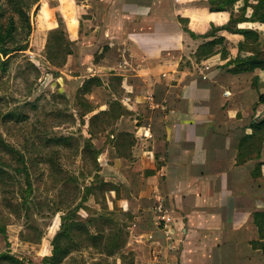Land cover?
<instances>
[{
    "label": "crops",
    "instance_id": "crops-1",
    "mask_svg": "<svg viewBox=\"0 0 264 264\" xmlns=\"http://www.w3.org/2000/svg\"><path fill=\"white\" fill-rule=\"evenodd\" d=\"M80 2L85 42L72 52L102 56L88 73L108 76L106 83L94 74L84 80L98 78L91 90L105 86L107 103L118 102L135 123L112 137V174L101 180L110 189L109 208L133 221L127 245L136 264L254 263L239 247L264 264L252 246L253 215L264 214V142L258 159L237 162L238 142L258 116L238 117L248 107L238 104L234 75L180 69L188 41L177 21L180 0ZM251 97L249 109L258 94Z\"/></svg>",
    "mask_w": 264,
    "mask_h": 264
},
{
    "label": "rangeland",
    "instance_id": "rangeland-1",
    "mask_svg": "<svg viewBox=\"0 0 264 264\" xmlns=\"http://www.w3.org/2000/svg\"><path fill=\"white\" fill-rule=\"evenodd\" d=\"M10 1L0 0V48L12 50L22 43L26 49L6 57L0 53V168L10 177L0 178V264H43L44 257L50 255V242L60 217L79 202L88 187L92 195L83 204L90 211L76 214V221L86 227L80 232L75 230L74 248L61 264H136L138 255L127 245L132 240L129 227L133 221L127 213L110 209L105 192L108 187L98 180L112 174L108 171L116 155L111 147L112 137L121 125L133 127L135 123L133 117L127 118L129 114L121 105L110 107L105 86L90 92L89 88L79 89L90 74L102 75L88 73L87 69L90 62L102 56L77 57L72 52L77 43L85 42L82 20L87 15L81 2L40 0L36 11L37 5L26 7L30 0H20L32 29L27 33L20 29L18 14ZM212 2L180 0L177 11L180 14L187 9L212 8ZM231 13L235 20L240 16L251 19L235 22L231 28L249 30L257 39L254 35L243 39L234 33V43L226 38L215 46V53L203 58L198 48L212 40L213 30L220 37L226 33L220 28ZM196 19H186L188 32H184L188 41L180 63L184 73L197 74L201 68L217 67L228 74L224 67L228 59L236 55L264 56V2L237 0L215 18ZM99 78L106 83L108 76ZM234 86L238 87L239 106L248 107L247 111H239L238 117L244 122L249 117L264 118L262 106L249 109L251 95L264 93V72L234 75ZM122 117L126 120L121 123ZM6 148L14 150L16 156L9 155ZM17 156L23 157L29 186L19 171ZM135 162L134 158L131 163ZM90 218L96 221L92 225L87 223ZM116 228L125 245L118 253L110 254L114 243L109 233ZM244 235L250 239L252 234L247 231ZM239 252L240 257L248 256L255 264L262 263L261 256L249 255V248L239 247Z\"/></svg>",
    "mask_w": 264,
    "mask_h": 264
},
{
    "label": "trees",
    "instance_id": "trees-1",
    "mask_svg": "<svg viewBox=\"0 0 264 264\" xmlns=\"http://www.w3.org/2000/svg\"><path fill=\"white\" fill-rule=\"evenodd\" d=\"M211 1H213L212 3L214 6L212 8L187 9L184 11V13H180V14L178 13L177 21L182 26L183 31L188 32V30L185 28V25L187 23L186 19L189 20L193 19L191 21L194 22L195 20H197L196 18L198 16L201 18L208 17V19L215 18V16L220 15L221 13H225L226 8H232L234 2L237 0H211ZM10 2L16 14H18V19L20 20V29L23 28L27 31V33H30L32 29L29 23V18L25 16L24 12H22L20 0H11ZM39 2L40 0H30L29 5L27 4L26 7L31 8L32 6L37 5L36 7V11H37L41 4ZM263 2L264 0H260V4ZM235 22L236 23L251 22V19H248L245 16H240L238 20H235L234 14L233 13L229 14L226 23L220 28L225 30L226 33L220 37L216 35L217 30H213L210 34L212 40L206 42L205 44H203L198 48V52L203 58L215 53L214 52L215 46L221 44L222 41L226 38H228L231 42L234 43L235 34L240 35L243 39H246L247 36L251 37L250 35H254V39H257V36L253 32H250L249 30L234 31V28H231V25H233ZM11 27H13V24L11 25ZM212 28L213 26L211 27V29ZM237 46L238 48H240L241 42H238ZM25 49H26V44L21 43L15 46L12 50L0 48V53L3 57H6L10 53L16 51L17 52L24 51ZM1 66H4V64L1 63ZM224 67L227 68L228 70L226 69V71L232 75H238L247 72L251 73L254 72L255 70H261L262 72H264V56L256 54V56H247L245 58H241L239 55H236L234 58L228 59ZM100 84L101 81L98 78H89L83 81L79 89L85 91L87 90V88H89L88 91L90 92L91 88L98 86ZM254 89L256 90L255 87ZM257 94H258V100L256 105L253 107V110H255L259 106L264 105V93L258 92ZM86 103L88 104V102ZM115 104L118 105L119 103L116 101L109 103L111 108ZM246 128L249 129L250 133H245L238 142V146H237L238 163H242L248 159H258L261 144L264 142V118L255 121L252 120L247 125ZM6 152L9 155H12V157L16 156V152L14 150L6 148ZM15 159L17 160V162L21 164V167L23 166L22 171L20 170L21 167H19V171L20 173H23V175L26 178V182L28 183L27 186H29V174L26 170L23 157L17 156ZM4 175L8 176L9 174L4 172V170L0 168V178ZM98 180L102 186L108 187V189H106L105 192L110 191L109 186L103 183L99 177ZM91 195L92 193L90 192V187L86 188L79 202L74 207L70 208V210L67 211L66 215L60 217V224L58 230L56 231L50 242L51 245L50 255L44 257L42 261L43 264H61L62 260L73 250L74 248L73 240H74L75 230L77 232H80V229H85L86 227V226L84 227L85 224L83 225L81 222L76 221V214L81 213L82 210L90 211V209L87 206H84L83 202L87 201V198ZM102 210H104V208H102ZM95 213L97 214L98 212ZM100 216L101 215L99 213L97 218L99 217L100 219ZM94 219L90 218L87 221L88 225L89 224L92 225L94 222H96ZM253 223L256 226L258 240L254 241L252 243V246L259 249L262 255L264 256V214L255 213L253 215ZM109 234H110V240H112V242L114 243V250L111 251L110 254L118 253L124 247L125 239H122L120 237L121 232L117 228L112 230ZM91 238L93 239L94 237ZM2 257L3 255L0 256V258Z\"/></svg>",
    "mask_w": 264,
    "mask_h": 264
},
{
    "label": "built area",
    "instance_id": "built-area-1",
    "mask_svg": "<svg viewBox=\"0 0 264 264\" xmlns=\"http://www.w3.org/2000/svg\"><path fill=\"white\" fill-rule=\"evenodd\" d=\"M225 94V93H224ZM156 212L159 214L160 220H164L166 217V211L164 208V202L159 201L158 204L156 205Z\"/></svg>",
    "mask_w": 264,
    "mask_h": 264
}]
</instances>
